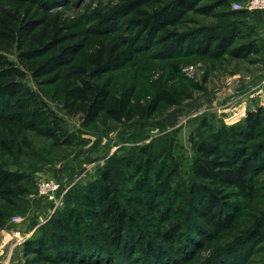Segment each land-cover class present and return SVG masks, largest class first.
<instances>
[{
    "label": "trees",
    "instance_id": "1",
    "mask_svg": "<svg viewBox=\"0 0 264 264\" xmlns=\"http://www.w3.org/2000/svg\"><path fill=\"white\" fill-rule=\"evenodd\" d=\"M200 1L117 0L108 11L93 12L92 24L83 29L52 15L68 0H0V154L26 147L28 135L47 139L54 148L74 145L66 121L41 93L66 116L80 117L82 126L102 115L130 121L139 108L135 86L115 94L112 81L102 78L141 54L159 60L225 54L246 59L253 46L230 48L237 36L227 29L203 27L186 34L170 30L189 12H211L196 8ZM252 14L231 12L246 17L260 40ZM161 102L175 104L157 94L148 105L149 114ZM229 131L233 142L209 135L194 144L196 158L185 194L171 189L169 179L178 166L168 165L163 148L147 146L130 153L116 162L118 169L112 163L81 199L83 214L67 210L54 220L56 232L47 237L57 261L92 257L103 264H244L252 244L264 241V211L236 230L240 204L231 199L235 191L249 194L264 171L263 109ZM26 179L0 161V230L4 209L23 193L19 184ZM229 234V240L211 248ZM48 245L45 236L35 235L24 251L42 255ZM205 248L207 258L196 259Z\"/></svg>",
    "mask_w": 264,
    "mask_h": 264
},
{
    "label": "rangeland",
    "instance_id": "2",
    "mask_svg": "<svg viewBox=\"0 0 264 264\" xmlns=\"http://www.w3.org/2000/svg\"><path fill=\"white\" fill-rule=\"evenodd\" d=\"M246 2L202 0L196 8L208 7L211 12H189L178 26L170 29L179 34L203 27L227 29L226 33L237 36L230 48L253 46V52L246 59L225 54L215 59L192 55L159 60L144 53L125 68L102 78V81H112L115 94L135 86L134 104L139 108L130 121L115 122L102 115L94 124L82 126L80 117L66 116L57 103L41 93L49 107L66 121L74 145L54 148L49 140L28 135L26 147L13 150L9 155L0 154V161L10 171L27 176L19 184L23 193L11 207L4 209L6 219L0 230V264H103L102 259L96 261L92 257L88 260L82 257L81 262L75 259L61 263L52 252V240L47 236L56 232L53 222L61 213L75 210L83 214L81 199L101 181L112 163L115 162L114 168L118 169L116 162L130 153H140L139 150L147 146L163 148L168 165L176 163L178 166L176 174L169 179L171 189L185 194L196 158L194 144L209 135H221L224 143L233 142L229 129L243 125L247 115L256 113L259 108L264 111V43L257 39L246 17L231 15L235 11L234 4L245 7ZM116 3L117 0H68L66 5L53 10L52 15H59L70 24H80L84 29L92 24L93 12L108 11ZM157 94L166 95L175 104L161 102L156 112L149 114L148 105ZM42 184L54 185L55 190H47L44 194ZM235 196L231 201L239 203L241 211L236 219L238 230L264 211V171L255 178L249 194L235 191ZM35 235L45 236L49 242V247L38 256L24 251L26 242ZM230 235L213 242L211 248L229 240ZM20 239H23L21 244ZM251 247V256L250 253L246 256L244 264L264 261V241ZM208 255L209 248H205L196 259H205Z\"/></svg>",
    "mask_w": 264,
    "mask_h": 264
},
{
    "label": "built area",
    "instance_id": "3",
    "mask_svg": "<svg viewBox=\"0 0 264 264\" xmlns=\"http://www.w3.org/2000/svg\"><path fill=\"white\" fill-rule=\"evenodd\" d=\"M232 9L235 11L244 9L247 12L254 13V12H257L259 10H264V0H247V2L245 3V7H241L238 4H234L232 6ZM41 190L45 194L47 190L48 191H54L55 187H54V185H50V184H42ZM14 220H15V222L19 221V219L17 217H15ZM18 234H20V233H17V235ZM18 242L20 244L23 243V239H20Z\"/></svg>",
    "mask_w": 264,
    "mask_h": 264
},
{
    "label": "crops",
    "instance_id": "4",
    "mask_svg": "<svg viewBox=\"0 0 264 264\" xmlns=\"http://www.w3.org/2000/svg\"><path fill=\"white\" fill-rule=\"evenodd\" d=\"M258 37L264 43V10H259L251 15Z\"/></svg>",
    "mask_w": 264,
    "mask_h": 264
}]
</instances>
